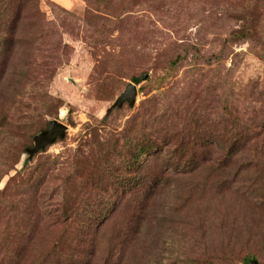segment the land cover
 Here are the masks:
<instances>
[{
	"label": "rangeland",
	"instance_id": "1",
	"mask_svg": "<svg viewBox=\"0 0 264 264\" xmlns=\"http://www.w3.org/2000/svg\"><path fill=\"white\" fill-rule=\"evenodd\" d=\"M7 3L0 264L264 263V0Z\"/></svg>",
	"mask_w": 264,
	"mask_h": 264
},
{
	"label": "water",
	"instance_id": "2",
	"mask_svg": "<svg viewBox=\"0 0 264 264\" xmlns=\"http://www.w3.org/2000/svg\"><path fill=\"white\" fill-rule=\"evenodd\" d=\"M147 77V74L144 75V78ZM136 85L134 83H127L125 89L122 93L118 95L115 99L114 103L108 110H111L114 107H121L123 103H127L130 107H132L135 103L136 97ZM66 126L57 120L48 121L47 129L40 131L33 138L32 147L26 150L27 159L33 157V155L41 148H43L47 144H52L57 138H62L65 135ZM250 264H260L255 259L247 260Z\"/></svg>",
	"mask_w": 264,
	"mask_h": 264
},
{
	"label": "trees",
	"instance_id": "3",
	"mask_svg": "<svg viewBox=\"0 0 264 264\" xmlns=\"http://www.w3.org/2000/svg\"><path fill=\"white\" fill-rule=\"evenodd\" d=\"M8 0H0V21L5 18L6 19H9L10 16H9V8H10V5H8ZM235 36H246L245 33H239V32H236L235 33ZM176 60H178L177 58L173 61V64L176 62ZM133 81L135 83H137V79H133ZM143 152V151H142ZM226 157H228V153L226 155ZM148 194L151 193V191H149L147 189ZM151 195V194H150ZM251 257H254V255H252ZM250 258L246 259V260H249ZM256 260V259H255ZM258 263H260L259 261H257ZM189 264H192V261L189 263ZM204 264H236L234 263L230 258L228 259H224V260H220L219 262L214 260V259H209L206 263ZM260 264H264V263H260Z\"/></svg>",
	"mask_w": 264,
	"mask_h": 264
}]
</instances>
